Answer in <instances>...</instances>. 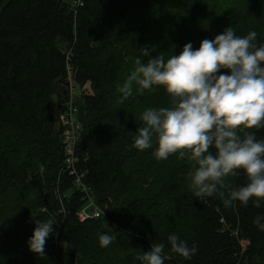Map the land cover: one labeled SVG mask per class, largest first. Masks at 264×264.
Returning <instances> with one entry per match:
<instances>
[{
    "label": "trees",
    "instance_id": "trees-1",
    "mask_svg": "<svg viewBox=\"0 0 264 264\" xmlns=\"http://www.w3.org/2000/svg\"><path fill=\"white\" fill-rule=\"evenodd\" d=\"M73 1L0 0V264H141L136 256L161 242L165 264H264V230L254 223L264 200L231 198L247 183L243 173L197 198L187 157L157 160L155 143L144 152L133 147L141 113L170 106L168 94L134 85L121 103L117 90L145 46L167 59L229 26L239 36L257 32L264 44V0ZM69 77L84 127L76 169L103 210L84 223L86 198L66 166L58 127ZM252 131L264 139V128ZM49 218L54 235L40 258L27 241L34 222ZM101 233L114 236L106 248ZM173 233L198 249L190 260L171 251Z\"/></svg>",
    "mask_w": 264,
    "mask_h": 264
},
{
    "label": "clouds",
    "instance_id": "clouds-1",
    "mask_svg": "<svg viewBox=\"0 0 264 264\" xmlns=\"http://www.w3.org/2000/svg\"><path fill=\"white\" fill-rule=\"evenodd\" d=\"M257 32L239 36L229 26L214 37L204 39L199 48L191 42L181 52L165 59L153 53L155 46L139 48L134 70L118 86L121 103L133 94L136 85L142 93L163 88L170 98L168 107H149L140 115L141 124L133 136V147L140 152L153 148L157 160L171 155L187 157L194 168L190 187L197 198L213 196L227 177L242 172L247 183L231 192V198L259 206L264 200V139L252 129L264 128V44L257 43ZM264 230V215L255 218ZM28 249L45 256V244L54 235V219L36 220ZM101 247H108L114 236L98 234ZM173 253L190 260L198 251L177 234H169ZM165 244L151 245L136 256L141 264H165L170 257Z\"/></svg>",
    "mask_w": 264,
    "mask_h": 264
},
{
    "label": "built area",
    "instance_id": "built-area-1",
    "mask_svg": "<svg viewBox=\"0 0 264 264\" xmlns=\"http://www.w3.org/2000/svg\"><path fill=\"white\" fill-rule=\"evenodd\" d=\"M82 5L83 0L73 1V7H80ZM66 91H68V99L65 108L59 115L58 127L61 130L63 144H65L66 166L70 174L75 177V185L83 192L86 198L84 206L78 213L79 219L84 223L90 219L102 218L103 210L96 204V199L91 188L84 181V174H80L76 169L78 162L77 149L84 133V127L79 121V108L77 104L79 90L74 86L70 77ZM241 244L246 246L247 242H242Z\"/></svg>",
    "mask_w": 264,
    "mask_h": 264
},
{
    "label": "rangeland",
    "instance_id": "rangeland-1",
    "mask_svg": "<svg viewBox=\"0 0 264 264\" xmlns=\"http://www.w3.org/2000/svg\"><path fill=\"white\" fill-rule=\"evenodd\" d=\"M87 89H88V92H89V87H87ZM55 100H56V98H55ZM55 104H56V102L54 101L53 104H52V108H53V109H55ZM54 111H55V110H54Z\"/></svg>",
    "mask_w": 264,
    "mask_h": 264
}]
</instances>
